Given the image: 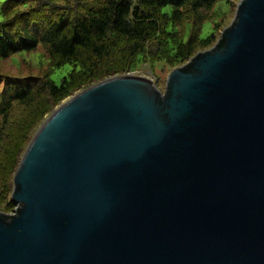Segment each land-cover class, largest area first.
Wrapping results in <instances>:
<instances>
[{
  "label": "water",
  "instance_id": "1",
  "mask_svg": "<svg viewBox=\"0 0 264 264\" xmlns=\"http://www.w3.org/2000/svg\"><path fill=\"white\" fill-rule=\"evenodd\" d=\"M0 264H264V0L167 76L69 96L25 148Z\"/></svg>",
  "mask_w": 264,
  "mask_h": 264
},
{
  "label": "trees",
  "instance_id": "2",
  "mask_svg": "<svg viewBox=\"0 0 264 264\" xmlns=\"http://www.w3.org/2000/svg\"><path fill=\"white\" fill-rule=\"evenodd\" d=\"M229 8V0H225ZM219 0H2L0 60L45 51L40 76L0 78V210L13 212L12 179L28 131L76 90L142 63L151 69L184 63L214 41ZM211 21V33L201 29ZM73 68L59 84L54 68ZM1 77V76H0Z\"/></svg>",
  "mask_w": 264,
  "mask_h": 264
},
{
  "label": "rangeland",
  "instance_id": "3",
  "mask_svg": "<svg viewBox=\"0 0 264 264\" xmlns=\"http://www.w3.org/2000/svg\"><path fill=\"white\" fill-rule=\"evenodd\" d=\"M1 1L2 0H0V2ZM238 1L239 0H229L230 4H229V8H227L226 1L225 0H219V2L217 3V7L215 8V13H216V18L217 17H218V19L222 18L223 21L221 22V24L218 27H216L214 41L208 47L198 49V51L194 52L193 54H195L199 51H204V50L209 49L212 46H214V44L219 39L222 30L226 26H228L229 23L232 21L234 13H235V9H236V4ZM0 20H1V16H0ZM211 23H212L211 21H206L203 24L202 29H201V33H200L201 37H205L207 34L211 33V27H210ZM184 63H182V64H184ZM46 64H47V59H46L44 48L42 46L38 45L37 48L32 52L14 54L12 57H9V58L4 59V60H0V76H1L0 78H2L3 76H6V75L13 76L16 78H25L28 76H40L46 70ZM182 64H179V65L174 66V67L157 66V67L151 69V67L149 65H147V63H142L141 65H139L135 69H132L130 72H127L126 74H132V75L148 78V79L152 80L154 85L161 92H163L165 82H166V79H167V76L169 75V73L174 68L181 66ZM72 68H73V66L71 64H65V65H62L60 67L54 68L50 73V77L56 84H59L62 77L66 76L71 71ZM126 74H124V75H126ZM114 76H116V75H114ZM110 77H112V76H110ZM99 81H101V80H99ZM94 83H97V81ZM1 84L2 83H0V85ZM90 85H92V84H90ZM90 85H88V86H90ZM88 86H84L83 88L74 91L72 94H74V93H76V92H78V91H80V90H82ZM67 98H69V96L65 97L64 99H62L61 101L56 103L54 105V107L52 108V110L55 109L61 102L65 101ZM50 112L44 114L43 117L41 119H39V122H36L33 125V127L28 131V133L30 134L29 141L31 140V138L34 135V133L36 132V130L40 127L43 120L48 117ZM29 141L27 142L25 148L27 147ZM25 148H24V150H25ZM0 212H2V211L0 210ZM11 213L12 212H8L7 214H11Z\"/></svg>",
  "mask_w": 264,
  "mask_h": 264
}]
</instances>
